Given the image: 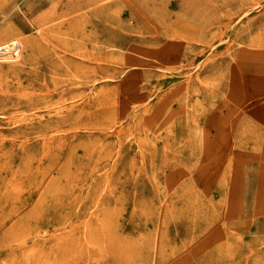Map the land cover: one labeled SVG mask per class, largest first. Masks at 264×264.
<instances>
[{"label": "rangeland", "instance_id": "obj_1", "mask_svg": "<svg viewBox=\"0 0 264 264\" xmlns=\"http://www.w3.org/2000/svg\"><path fill=\"white\" fill-rule=\"evenodd\" d=\"M55 1L0 0V264H264V0Z\"/></svg>", "mask_w": 264, "mask_h": 264}, {"label": "bare ground", "instance_id": "obj_2", "mask_svg": "<svg viewBox=\"0 0 264 264\" xmlns=\"http://www.w3.org/2000/svg\"><path fill=\"white\" fill-rule=\"evenodd\" d=\"M123 2H124V0H122ZM182 0H180V2H179V4H178V6H179V9H180V12H178V15H180V16H182V18L183 17H185L184 16V14L187 16V14L189 13V12H187L188 11V6L186 5V3L185 2H181ZM95 2V0H78L76 3H74V4H72V6H68V7H66V12L65 11H63V10H61L59 13L57 12H54L53 13V16L54 15H56L57 17L60 15V16H62V15H64V14H67V13H69V12H72V13H75L76 12V14L74 15V17H72L71 18V20H72V28H73V25L75 24V23H78L79 25H80V23H82V22H86V21H89V26H91V27H93L94 28V24L92 23V19H93V15L97 12L96 11V9L95 8H88L86 11H84V13H82V12H79V13H77V11H81L83 8H86L87 6H89V5H92L93 3ZM55 3L56 4H60L61 5V3H60V1L59 0H56L55 1ZM184 6H187V10L184 8ZM155 8V7H154ZM153 8V6H151V7H149V6H146L145 8H144V10L142 11V15L143 16H147L148 15V17H151L152 19H156L157 17H158V15H156V14H154V9ZM149 10H151L150 12H149ZM186 10V11H185ZM147 11V12H146ZM61 12H62V15H61ZM146 12V13H145ZM149 12V13H148ZM138 14V13H137ZM190 14V13H189ZM53 16H52V18H53ZM43 18V17H42ZM47 17L45 16V18H44V20L46 19ZM48 19H50L49 17H48ZM73 21H74V23H73ZM87 23V22H86ZM74 27H76V26H74ZM78 31L80 32V33H84L83 32V30H82V28H79L78 29ZM77 31V32H78ZM88 33H93V30H92V28L89 30V32ZM152 34V33H151ZM185 34V33H184ZM185 36H186V34H185ZM155 39L156 37H154L153 35H146L145 37H141L139 40L140 41H146V40H149V39ZM261 98V97H260ZM45 200V199H44ZM44 200H42L41 202H43ZM60 221H61V218H60ZM59 221V222H60ZM59 224V223H58ZM44 231V230H43ZM46 233V232H45ZM41 235V234H40ZM61 240H62V238H61Z\"/></svg>", "mask_w": 264, "mask_h": 264}]
</instances>
